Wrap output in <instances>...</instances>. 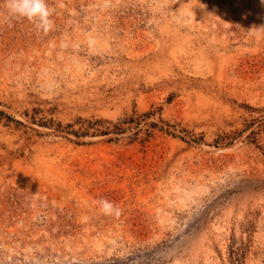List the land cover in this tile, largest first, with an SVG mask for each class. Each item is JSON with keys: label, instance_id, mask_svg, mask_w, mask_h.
<instances>
[{"label": "rangeland", "instance_id": "rangeland-1", "mask_svg": "<svg viewBox=\"0 0 264 264\" xmlns=\"http://www.w3.org/2000/svg\"><path fill=\"white\" fill-rule=\"evenodd\" d=\"M47 3L0 0V264H264V0Z\"/></svg>", "mask_w": 264, "mask_h": 264}, {"label": "clouds", "instance_id": "clouds-1", "mask_svg": "<svg viewBox=\"0 0 264 264\" xmlns=\"http://www.w3.org/2000/svg\"><path fill=\"white\" fill-rule=\"evenodd\" d=\"M4 9L9 22L26 19L34 25L37 32L42 31L45 34L54 27V21L51 18L53 10L49 8L47 0H4ZM98 204L100 212L105 216L119 218L122 214V210L107 199L99 200Z\"/></svg>", "mask_w": 264, "mask_h": 264}]
</instances>
